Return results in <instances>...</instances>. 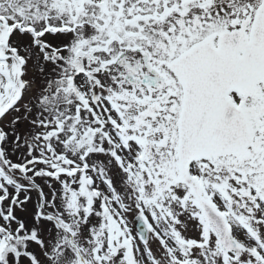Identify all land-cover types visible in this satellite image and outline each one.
Wrapping results in <instances>:
<instances>
[{"label": "snow or ice", "instance_id": "6c2138e0", "mask_svg": "<svg viewBox=\"0 0 264 264\" xmlns=\"http://www.w3.org/2000/svg\"><path fill=\"white\" fill-rule=\"evenodd\" d=\"M0 264H264V0H0Z\"/></svg>", "mask_w": 264, "mask_h": 264}]
</instances>
